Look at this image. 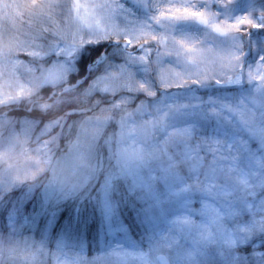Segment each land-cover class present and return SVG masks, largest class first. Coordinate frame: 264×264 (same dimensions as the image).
<instances>
[{"label": "snow or ice", "instance_id": "6c2138e0", "mask_svg": "<svg viewBox=\"0 0 264 264\" xmlns=\"http://www.w3.org/2000/svg\"><path fill=\"white\" fill-rule=\"evenodd\" d=\"M128 2L36 0L41 26L0 42V70L30 74L17 97L0 94V107L24 97L33 114L0 111V128L13 130L0 153L10 161L0 168L9 229L0 264H264V41L253 63L244 51L248 29L264 30V3L248 0L233 16L230 0L221 21L211 11L221 0ZM56 16L67 24L43 26ZM189 23L203 35L182 30ZM165 58L174 60L166 67ZM212 83L251 87L197 94ZM34 133L36 155L21 164L16 145ZM64 140L67 153L54 160ZM25 227L39 239L22 236Z\"/></svg>", "mask_w": 264, "mask_h": 264}, {"label": "rangeland", "instance_id": "374dc122", "mask_svg": "<svg viewBox=\"0 0 264 264\" xmlns=\"http://www.w3.org/2000/svg\"><path fill=\"white\" fill-rule=\"evenodd\" d=\"M35 2L36 0H0V42H6L10 38L17 37V36L23 38L22 34L36 30L41 26V23L37 20L36 16L33 15V13L36 10L33 9L31 5ZM101 2H103V0H80L81 4H87V5H91L93 3H101ZM121 2L124 3L126 7H129V8L132 7V5L128 2V0H121ZM166 2L167 0H165V3ZM189 2L192 4H196L197 7L200 8L199 0H189ZM229 2L230 0H221L219 4H216V5L214 4L211 8L212 12L220 13L219 18L221 21H223L224 13L226 11V9L223 8L222 5L224 3H229ZM261 3H264V0H259L256 7H260ZM5 4L8 5V7L4 8L3 5ZM247 6H248V0H233L231 4L232 15L241 16V15L246 14L245 10ZM201 10H203V8H201ZM81 12L83 13V9L81 10ZM73 15H75V13H73ZM129 19L130 20L134 19V17L130 16ZM55 20H56L55 25H50L46 23L43 26L54 28L57 25L60 27H64L67 24V20L65 19V17L56 16ZM114 22L117 25H119L121 28L125 24V21L120 15H117ZM30 23H31V28L29 26ZM103 23L104 22L102 21V24ZM75 26H76L75 24L72 25L73 30L75 29ZM157 30L160 31L161 29L157 28ZM182 30L191 32L194 36H197V37L202 36L204 32V29L202 26L196 25L194 23H189V24L184 25ZM84 31L87 32V29H84ZM248 31L250 32L251 35L244 36V42H245L244 51H245V54H247L248 52L250 53L247 55L246 61L249 63H253L254 61L259 59L257 55V47H258L259 41H264V30L248 29ZM45 36L47 40L49 41L52 39L51 35L48 33H46ZM41 42L42 41H38L37 43H41ZM249 45L251 46V49H249ZM129 50L131 51V49ZM161 50L163 49L161 48ZM11 55L12 57L17 58L18 54L16 51H13ZM18 58L25 61V63H27L28 60L31 59L24 55H19ZM165 60H166L165 66L167 67L169 66L168 63L170 64L173 62L174 58H165ZM4 63H7V61H4ZM29 79H30V74L25 72L24 69L22 68L17 69V75L15 76L11 75L10 71L8 70H0V94H6L12 97H17L18 92H19V86L17 84V80L27 85ZM211 85L213 86L215 84L212 83ZM243 85L244 86L241 89H244V90H247L251 87L247 83H244ZM171 91L176 92L178 90L175 89ZM197 94L199 95V92ZM224 95L233 96L236 94L224 93ZM19 99H20V102L22 100H25L27 102V99L24 97H19ZM10 104L17 105L18 103H10ZM0 111L8 112V109H6V107H0ZM10 118L15 119L16 117L10 115ZM113 130L114 129L107 130V131L112 132ZM15 131L16 132L20 131L19 123L15 125ZM12 135H13V130L11 127L0 128V153H2L5 149L9 147V143H10ZM21 139L23 140L24 137H21ZM37 147H38V144L36 143L35 133H34L33 136L27 140V142L16 145L15 154H14L15 160L23 164L28 155H32V156L36 155L35 149ZM21 153H23V155H21ZM53 153H54V160H55L56 158L65 156L67 153V150L64 151L61 155H58L56 152V149H53ZM9 162L10 161H5L3 159H0V168H7ZM71 163L72 161L71 159H69L66 162V166L70 168ZM48 176H50V173L41 176L40 179L46 181ZM36 198H37V203H38L39 193H37ZM199 207H200L199 203L193 204V208H199ZM33 208H34V204H32V206L30 207V210H26L24 206V215H28L29 213H31L33 211ZM174 218L175 216L170 217V219H174ZM17 219L19 223H23L22 217H18ZM40 221H42L45 226L46 218L42 217ZM28 231L29 229L25 227V229L22 230V236H34L33 234L30 235ZM142 232H143V229H142ZM130 235L132 236L134 240L139 241L132 235V233H130ZM181 243L184 244L185 247L191 246L190 242H185L182 240ZM145 247H146V244H145Z\"/></svg>", "mask_w": 264, "mask_h": 264}, {"label": "trees", "instance_id": "16d2710c", "mask_svg": "<svg viewBox=\"0 0 264 264\" xmlns=\"http://www.w3.org/2000/svg\"><path fill=\"white\" fill-rule=\"evenodd\" d=\"M172 90H175L172 89ZM177 90V89H176ZM47 91L45 90L43 93H41L42 95H47ZM171 91V90H170ZM181 91V90H178ZM211 95L213 93H230V94H238V90L233 88H227V89H220V88H215L211 91L208 92H204V93H199V95H205V94ZM6 109H8V113L16 118L20 117V116H26V115H33L30 114L27 109L29 107H31V105H29L25 100H22L20 103L16 104H10L8 106H5ZM71 119H80V117H72ZM114 129V126L109 127L107 130H112ZM67 150V140L61 141L60 142V148L58 150H56L58 155H61L64 151ZM13 195H19V193H14ZM37 203V198H35L34 200L30 201L28 204L25 205V209L26 210H30V207L32 206V204H34V206ZM125 215L129 216V223L131 222V217L129 213H125ZM8 219H7V211L6 210H0V233H3L5 236H7L8 234ZM44 228V224L42 221L39 222L38 224V229H43ZM28 233L31 235L33 234L35 238L39 239V233L38 232H33L32 230H29ZM132 233V235L137 239L140 240L141 238V234H142V229L141 228H137V227H133L132 231L130 232ZM53 239L55 238V232L52 233ZM94 254V253H93Z\"/></svg>", "mask_w": 264, "mask_h": 264}, {"label": "bare ground", "instance_id": "6f19581e", "mask_svg": "<svg viewBox=\"0 0 264 264\" xmlns=\"http://www.w3.org/2000/svg\"><path fill=\"white\" fill-rule=\"evenodd\" d=\"M247 54H250L249 52L247 53ZM246 54V55H247ZM245 58H247V56H245ZM244 85H241V86H229L228 88H230V89H233V88H235V89H237L238 91L243 87ZM215 88H219V86H216V85H211V87H209L206 91L208 92V91H211V90H213V89H215ZM225 89H227V88H225ZM28 103V102H27ZM31 107H32V105H31Z\"/></svg>", "mask_w": 264, "mask_h": 264}, {"label": "water", "instance_id": "95a60500", "mask_svg": "<svg viewBox=\"0 0 264 264\" xmlns=\"http://www.w3.org/2000/svg\"><path fill=\"white\" fill-rule=\"evenodd\" d=\"M247 55H248V54H247ZM247 55H246V56H247ZM202 90H203V89H202Z\"/></svg>", "mask_w": 264, "mask_h": 264}]
</instances>
